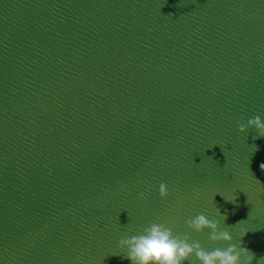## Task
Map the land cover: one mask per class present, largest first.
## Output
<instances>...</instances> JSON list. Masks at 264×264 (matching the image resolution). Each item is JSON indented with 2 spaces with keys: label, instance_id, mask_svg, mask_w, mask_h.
Wrapping results in <instances>:
<instances>
[{
  "label": "water",
  "instance_id": "obj_1",
  "mask_svg": "<svg viewBox=\"0 0 264 264\" xmlns=\"http://www.w3.org/2000/svg\"><path fill=\"white\" fill-rule=\"evenodd\" d=\"M255 116L264 0H0V264H131L153 222L226 248L198 214L264 264Z\"/></svg>",
  "mask_w": 264,
  "mask_h": 264
},
{
  "label": "clouds",
  "instance_id": "obj_2",
  "mask_svg": "<svg viewBox=\"0 0 264 264\" xmlns=\"http://www.w3.org/2000/svg\"><path fill=\"white\" fill-rule=\"evenodd\" d=\"M249 129L255 130V138H264V120L260 116L248 119L246 125H239L240 133L247 134ZM253 147L255 151L258 150L255 145ZM259 167L261 172H264V162H261ZM159 195L162 200L168 197L166 183L160 184ZM138 198L145 199V193L140 192ZM219 215L223 217V222L227 219L226 215L220 213ZM185 223L188 229L196 233L208 230L212 242H227L228 246L207 250L199 241H190L187 233H174L167 223L153 222L144 228L142 234L121 238L119 247L122 250L126 249L125 258L131 264H191L193 257L198 264H252L255 253L242 246V240L239 245L232 243L233 237L228 230L229 227L222 230L219 219H209L204 214H198ZM246 233L244 230L242 237Z\"/></svg>",
  "mask_w": 264,
  "mask_h": 264
}]
</instances>
